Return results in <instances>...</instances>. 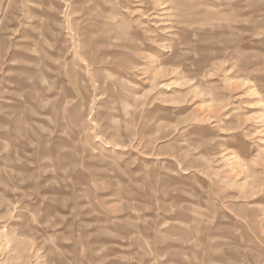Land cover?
<instances>
[{
	"label": "rangeland",
	"instance_id": "rangeland-1",
	"mask_svg": "<svg viewBox=\"0 0 264 264\" xmlns=\"http://www.w3.org/2000/svg\"><path fill=\"white\" fill-rule=\"evenodd\" d=\"M0 264H264V0H0Z\"/></svg>",
	"mask_w": 264,
	"mask_h": 264
}]
</instances>
